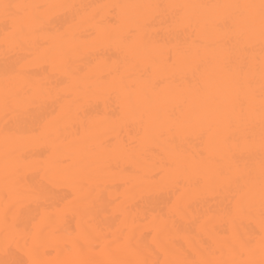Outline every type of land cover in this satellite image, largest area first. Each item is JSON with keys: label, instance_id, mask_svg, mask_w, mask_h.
<instances>
[{"label": "bare ground", "instance_id": "obj_1", "mask_svg": "<svg viewBox=\"0 0 264 264\" xmlns=\"http://www.w3.org/2000/svg\"><path fill=\"white\" fill-rule=\"evenodd\" d=\"M17 253L264 264L262 0H0V264Z\"/></svg>", "mask_w": 264, "mask_h": 264}, {"label": "rangeland", "instance_id": "obj_2", "mask_svg": "<svg viewBox=\"0 0 264 264\" xmlns=\"http://www.w3.org/2000/svg\"><path fill=\"white\" fill-rule=\"evenodd\" d=\"M22 209V208H21ZM23 210V209H22ZM38 215V214H37ZM38 217V216H37ZM35 219H36V217H35ZM39 222V220H38V218L36 219V220H33V223L32 224H30L29 226H28V231L29 232H31V231H33V226H35V224H37ZM34 224V225H33ZM38 226V225H37ZM44 226H45V224H44ZM68 227L70 228V229H67L68 231L70 230V232H66L67 233V235L69 234L70 235V237L72 238V237H75V240H77L78 238H77V234H78V230H77V228H76V224H75V222L74 221H70L69 219H68ZM38 228V227H37ZM41 228V230H39V231H41V233L43 234V235H45V238L48 236V235H46L45 234V232H46V229L43 227V226H40V224H39V229ZM31 230V231H30ZM35 230V229H34ZM38 232V231H37ZM32 233V232H31ZM35 233H36V231H35ZM41 234V235H42ZM68 235V236H69ZM67 236V237H68ZM69 237V238H70ZM49 239H50V235H49V237H48ZM53 241H54V239H53ZM78 241V240H77ZM59 242V241H58ZM69 243V242H68ZM68 243L66 242V241H64V242H62V244H64L65 246H63V247H65V249L67 248V250L69 251V248H70V246H68ZM27 244H29L28 242L25 244L26 246H27ZM56 244V243H55ZM60 244V243H59ZM13 245V244H12ZM98 245V244H97ZM14 246V245H13ZM12 246V247H13ZM29 246V245H28ZM62 247V248H63ZM94 247H96L95 245L93 246V248ZM100 246H98V247H96V249H94V250H99L100 248H99ZM94 252H96V251H94ZM47 253H50V251H48ZM52 253V252H51ZM50 253V254H51ZM55 253V252H54ZM19 254V255H18ZM17 255L19 256V257H17V259H19L20 260V264H35V263H39L41 260H42V258H40V257H38L37 258V260L36 261H29V260H26L25 259V257H22L23 255L22 254H20V253H17ZM22 255V256H21ZM47 256H49V254H46ZM0 256H2V255H0ZM51 256H52V254H51ZM54 256V255H53ZM20 257H21V259H20ZM5 258V257H4ZM2 259V258H1ZM58 259V258H57ZM23 260V261H22ZM66 260L67 259H65V261H64V258H60V260L59 261H57V264H64V262H65V264H66ZM64 261V262H63Z\"/></svg>", "mask_w": 264, "mask_h": 264}, {"label": "snow or ice", "instance_id": "obj_3", "mask_svg": "<svg viewBox=\"0 0 264 264\" xmlns=\"http://www.w3.org/2000/svg\"><path fill=\"white\" fill-rule=\"evenodd\" d=\"M262 6H264V0H262Z\"/></svg>", "mask_w": 264, "mask_h": 264}]
</instances>
